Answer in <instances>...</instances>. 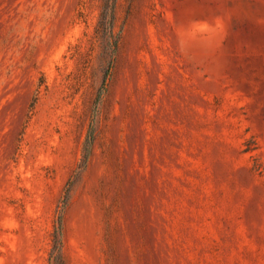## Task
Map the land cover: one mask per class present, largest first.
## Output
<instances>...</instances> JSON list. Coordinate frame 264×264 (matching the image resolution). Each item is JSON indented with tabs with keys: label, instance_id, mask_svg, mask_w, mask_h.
<instances>
[{
	"label": "rangeland",
	"instance_id": "obj_1",
	"mask_svg": "<svg viewBox=\"0 0 264 264\" xmlns=\"http://www.w3.org/2000/svg\"><path fill=\"white\" fill-rule=\"evenodd\" d=\"M104 3L0 0V264L69 180L66 264H264V0Z\"/></svg>",
	"mask_w": 264,
	"mask_h": 264
},
{
	"label": "trees",
	"instance_id": "obj_2",
	"mask_svg": "<svg viewBox=\"0 0 264 264\" xmlns=\"http://www.w3.org/2000/svg\"><path fill=\"white\" fill-rule=\"evenodd\" d=\"M115 7L116 0H105L103 10L100 15L98 22L99 28H102L107 35V38L110 40V43L113 47V52L117 48V40L114 37V19H115ZM111 65H108V72ZM105 84V79H103L102 85ZM101 89L98 95H100ZM99 99V96L96 98V101ZM94 143V129L91 127L87 133V136L83 145V157L79 164L78 169L75 170V174L78 175L86 167L89 158L92 154ZM73 181L69 180L65 188L64 194L60 201L59 214L56 220V225L53 232L52 239V248L50 252V264H66L65 257L63 255V246H64V233H63V212L65 207L68 205L70 193L72 189Z\"/></svg>",
	"mask_w": 264,
	"mask_h": 264
}]
</instances>
